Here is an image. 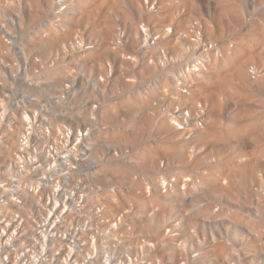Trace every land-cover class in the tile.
Wrapping results in <instances>:
<instances>
[{
  "label": "built area",
  "instance_id": "obj_1",
  "mask_svg": "<svg viewBox=\"0 0 264 264\" xmlns=\"http://www.w3.org/2000/svg\"><path fill=\"white\" fill-rule=\"evenodd\" d=\"M24 8L25 0H0V264H264V231L251 246L247 239L257 236L232 216L235 195H214L216 185L230 187L228 178L216 179L208 168L180 175L167 158L157 170L145 168L132 147L105 138L103 110L120 76L116 66L135 61L132 54L105 63L101 73L74 65V72L66 70L56 81L52 77L61 60L72 61L97 44L82 34L60 49H41L22 27ZM190 26L188 34L176 33L175 42L193 36L191 42L199 43L198 23ZM159 39L156 35L152 45ZM126 47L123 39L112 42L114 51ZM150 50L148 41L140 60L163 67ZM196 50L199 55L181 75H169L181 97L165 91L152 100L188 140L198 137L209 116L204 102L182 100L197 88L201 64H209L202 46ZM247 72L257 87L264 65L251 63ZM121 79L138 85L143 75ZM91 90L97 99L87 97ZM111 162L127 168L129 177L106 183L97 173ZM126 195L145 203H125ZM156 198L160 201L154 203ZM247 198L244 217L264 222V171L250 180L242 199ZM150 220L163 221L161 238L147 229ZM163 240L170 242L172 256ZM222 246L228 253H221Z\"/></svg>",
  "mask_w": 264,
  "mask_h": 264
},
{
  "label": "bare ground",
  "instance_id": "obj_2",
  "mask_svg": "<svg viewBox=\"0 0 264 264\" xmlns=\"http://www.w3.org/2000/svg\"><path fill=\"white\" fill-rule=\"evenodd\" d=\"M25 4L27 9L21 12V24L39 48L57 50L75 35L82 34L97 44L72 61L61 60L52 77L56 81L65 77L66 70L74 72V65L85 66L89 71L97 68L101 73L105 63L114 64L123 54H132L135 61L122 60L116 66L120 76L103 110L105 138L113 144L132 147L136 159L145 168L157 170L161 158H167L177 168L171 169L172 172L180 175L208 168L216 179L228 178L230 187L218 184L214 195H235L238 207L233 219L257 236L247 239L251 246H256L264 222L244 217L242 209L251 200L242 198L248 194L252 177L264 171V77L256 87L247 72L251 63L264 65V0H25ZM194 22L198 23L196 33L202 32L199 43L191 42L193 36L185 42H175L176 33L188 34ZM156 35L160 39L152 45ZM118 39H123L127 47L114 51L112 42ZM148 41L151 54H158L165 62L163 67L140 60V52ZM199 45L209 64H201L202 72L194 78L197 88L182 96V100L204 102L209 116L205 129L196 139L188 140L171 125V118L161 115L152 100L165 91L181 97L169 75L174 72L181 75L199 55L196 50ZM162 51L165 56H160ZM123 74L129 77L141 74L143 79L138 85L126 84L121 79ZM81 93L78 91L76 95ZM86 95L97 99L95 91ZM213 157H217V163L211 162ZM124 170L123 165L111 162L97 174L121 179ZM106 197L112 205L113 195L107 193ZM159 201L156 198L154 203ZM124 202L145 203L133 195H126ZM164 206L169 205L164 203ZM210 212L206 210L204 214ZM146 225L161 238L163 221L150 220ZM163 241L170 247L172 256L170 242ZM220 251L228 253L224 246Z\"/></svg>",
  "mask_w": 264,
  "mask_h": 264
},
{
  "label": "rangeland",
  "instance_id": "obj_3",
  "mask_svg": "<svg viewBox=\"0 0 264 264\" xmlns=\"http://www.w3.org/2000/svg\"><path fill=\"white\" fill-rule=\"evenodd\" d=\"M213 3H214V1H213ZM260 96H261V95H260ZM260 96H259V97H260ZM261 97H262V96H261ZM260 100L262 101L261 98H260ZM261 103H263V101H262ZM261 107H262V106H261ZM261 107H259L258 109L262 110ZM263 107H264V105H263ZM260 110H258V111H260ZM263 110H264V109H263ZM263 110H262V111H263ZM124 171H125V170H124ZM124 171H123V172H124ZM127 171H128V169L126 168V171H125V174H126V175H125L123 172L121 173V174L124 175L123 178H126V177L129 175V171H128V172H127ZM123 175H121V177H122ZM125 176H126V177H125ZM105 177H107V175H106ZM107 178L110 180V182H109V180H108ZM107 178H106V179L108 180L109 183H113V182H114V177H113L111 174H110V176H109V174H108V177H107ZM110 178H111V179H110ZM127 178H128V177H127ZM106 179H104V181H105L106 183H108Z\"/></svg>",
  "mask_w": 264,
  "mask_h": 264
}]
</instances>
